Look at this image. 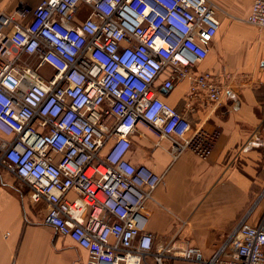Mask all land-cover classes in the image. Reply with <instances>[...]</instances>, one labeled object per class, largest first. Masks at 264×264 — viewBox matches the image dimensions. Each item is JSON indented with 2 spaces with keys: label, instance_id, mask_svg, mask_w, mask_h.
<instances>
[{
  "label": "built area",
  "instance_id": "built-area-1",
  "mask_svg": "<svg viewBox=\"0 0 264 264\" xmlns=\"http://www.w3.org/2000/svg\"><path fill=\"white\" fill-rule=\"evenodd\" d=\"M29 16H0V186L8 176L43 205L42 222L85 250L87 264H264V212L209 259L178 239L157 244L149 204L163 176L128 159L143 128L156 147L171 143L174 161L213 154L220 130H194L160 95L191 78L194 99L222 104L228 89L194 72L220 30L216 5L42 0L19 15ZM247 23L264 29V0Z\"/></svg>",
  "mask_w": 264,
  "mask_h": 264
},
{
  "label": "crops",
  "instance_id": "crops-1",
  "mask_svg": "<svg viewBox=\"0 0 264 264\" xmlns=\"http://www.w3.org/2000/svg\"><path fill=\"white\" fill-rule=\"evenodd\" d=\"M41 1L0 0V16L15 15L17 21L28 23L32 17L20 18V13L23 8L34 10ZM211 1L221 26L207 58L194 72L211 71L228 89L222 104L211 102L206 94L194 99L191 78L172 91H161L160 98L180 112L194 130H220L213 154L202 159L188 152L174 161L171 143L163 140L156 147L155 135L145 128L133 136L128 154L134 165L163 176L149 204L152 218L148 231L157 244L178 239L201 248L203 258L208 259L221 244L210 251V239L214 243L220 231L232 223L239 222L238 226L246 217L253 186L264 187V29L247 23L255 0ZM87 12L84 9L82 18ZM39 71L53 74L47 66ZM228 200L236 205V214L220 230L213 228L219 225L211 220L215 208ZM41 208L43 205L31 202L26 190L5 177L0 186V264H86L88 253L46 226ZM257 219L253 215L248 222L255 224ZM74 255L82 259L75 260Z\"/></svg>",
  "mask_w": 264,
  "mask_h": 264
},
{
  "label": "rangeland",
  "instance_id": "rangeland-1",
  "mask_svg": "<svg viewBox=\"0 0 264 264\" xmlns=\"http://www.w3.org/2000/svg\"><path fill=\"white\" fill-rule=\"evenodd\" d=\"M252 189L253 190H252V194H251V203L249 204V206L247 207V210L245 212V214H246L245 219H247V220H249L253 215L254 216L257 215V218H258L264 212V187H259V186L257 187L256 185H254ZM255 201H256V203H258V205H256V206L254 205ZM259 204H260V206H259ZM39 212L42 214V218H43L44 213H45V208L39 209ZM236 212H237L236 211V205L231 200L226 201V203H224V205L222 204L220 206H217L215 208V212H213V216L211 217V220L216 222V224L218 223L219 225H214L213 228H217L218 230H220V228H221L220 226L223 223H225V224L228 223L231 220V217L236 214ZM37 219H38L37 221H41V217H37ZM238 223H236V224L232 223L228 227H226L225 229L220 231L219 236L217 238V241H215L214 243H212V238H211L210 239L211 241L209 244V250L210 251L214 250V248L217 245H219V243H221L220 246L222 244H224V242L226 243L227 237H229L233 233V231L238 227L237 226ZM63 247H64V245H63ZM74 259L80 261L82 259V257H80V255L75 257V255H74ZM88 260H89V257H88L87 261H85L86 264L88 263Z\"/></svg>",
  "mask_w": 264,
  "mask_h": 264
},
{
  "label": "trees",
  "instance_id": "trees-1",
  "mask_svg": "<svg viewBox=\"0 0 264 264\" xmlns=\"http://www.w3.org/2000/svg\"><path fill=\"white\" fill-rule=\"evenodd\" d=\"M259 196V195H258Z\"/></svg>",
  "mask_w": 264,
  "mask_h": 264
},
{
  "label": "water",
  "instance_id": "water-1",
  "mask_svg": "<svg viewBox=\"0 0 264 264\" xmlns=\"http://www.w3.org/2000/svg\"><path fill=\"white\" fill-rule=\"evenodd\" d=\"M166 92V91H165Z\"/></svg>",
  "mask_w": 264,
  "mask_h": 264
}]
</instances>
